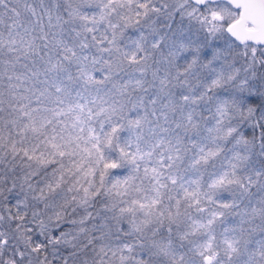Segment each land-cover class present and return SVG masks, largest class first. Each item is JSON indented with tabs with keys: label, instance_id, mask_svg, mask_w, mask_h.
Returning a JSON list of instances; mask_svg holds the SVG:
<instances>
[{
	"label": "snow or ice",
	"instance_id": "6c2138e0",
	"mask_svg": "<svg viewBox=\"0 0 264 264\" xmlns=\"http://www.w3.org/2000/svg\"><path fill=\"white\" fill-rule=\"evenodd\" d=\"M0 264H264V0H0Z\"/></svg>",
	"mask_w": 264,
	"mask_h": 264
}]
</instances>
